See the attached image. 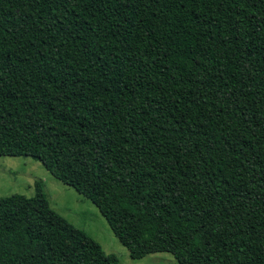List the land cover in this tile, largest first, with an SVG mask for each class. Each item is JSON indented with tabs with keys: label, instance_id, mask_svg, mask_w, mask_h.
Returning a JSON list of instances; mask_svg holds the SVG:
<instances>
[{
	"label": "trees",
	"instance_id": "trees-1",
	"mask_svg": "<svg viewBox=\"0 0 264 264\" xmlns=\"http://www.w3.org/2000/svg\"><path fill=\"white\" fill-rule=\"evenodd\" d=\"M0 157L90 202L132 260L264 264V0H0ZM0 264H117L33 194Z\"/></svg>",
	"mask_w": 264,
	"mask_h": 264
},
{
	"label": "rangeland",
	"instance_id": "rangeland-1",
	"mask_svg": "<svg viewBox=\"0 0 264 264\" xmlns=\"http://www.w3.org/2000/svg\"><path fill=\"white\" fill-rule=\"evenodd\" d=\"M40 181L52 211L86 238L97 243L105 255L112 254L117 264H176L167 253H153L138 260L129 258L97 209L73 189L52 178L37 161L24 157H0V197L20 194L30 197L33 184Z\"/></svg>",
	"mask_w": 264,
	"mask_h": 264
}]
</instances>
